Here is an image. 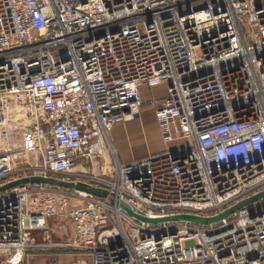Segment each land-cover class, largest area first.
I'll list each match as a JSON object with an SVG mask.
<instances>
[{"label": "built area", "instance_id": "2783aa9c", "mask_svg": "<svg viewBox=\"0 0 264 264\" xmlns=\"http://www.w3.org/2000/svg\"><path fill=\"white\" fill-rule=\"evenodd\" d=\"M153 83L174 144L120 162L110 131ZM83 164L87 177L70 173ZM262 191L264 0H0L4 264L49 217L72 224L64 247L92 264H264V195L208 224L121 206L208 218Z\"/></svg>", "mask_w": 264, "mask_h": 264}, {"label": "crops", "instance_id": "0c3cea01", "mask_svg": "<svg viewBox=\"0 0 264 264\" xmlns=\"http://www.w3.org/2000/svg\"><path fill=\"white\" fill-rule=\"evenodd\" d=\"M164 83H153L141 88L144 103L135 119L115 123L109 139L117 159L128 162L148 154L161 152L172 143L164 141L159 124L154 116L157 102L165 96ZM70 222L49 217L43 228L31 231L34 247L20 264H92L90 257L76 249L64 247L73 235Z\"/></svg>", "mask_w": 264, "mask_h": 264}, {"label": "water", "instance_id": "95a60500", "mask_svg": "<svg viewBox=\"0 0 264 264\" xmlns=\"http://www.w3.org/2000/svg\"><path fill=\"white\" fill-rule=\"evenodd\" d=\"M28 181L31 182V183L61 185V186H65V187H68V188L74 187V188H77V189H84V190H87V191H90V192L93 191L91 188H88V187H86L84 185H81V184L73 185V184H71L69 182H63V181H60V180H57V179H53L51 177L31 176V177L28 178ZM12 184H14V183H10L9 185H12ZM9 185H7V186H9ZM263 195H264V191H262V192H260V193H258L256 195L250 196V197H248L246 199H243L240 202H238V203L234 204L233 206H231L230 208L224 210L222 213H220V214H218L216 216H213V217H208V218L198 217V216L188 215V214H179V215H174V216H168V217H161V218L151 219V218H145V217H143L141 215H138V214L134 213L132 211V209L126 203H122L121 206L127 212H129L130 214L134 215L136 218L142 219V220L147 221V222L156 223V222H163V221H166V220H186V221H189V222H192V223H195V224H208V223L216 222L219 219L228 216L229 214H231L232 212L237 210L239 207L245 205L248 202L254 201V200H256L257 198H259V197H261Z\"/></svg>", "mask_w": 264, "mask_h": 264}, {"label": "rangeland", "instance_id": "374dc122", "mask_svg": "<svg viewBox=\"0 0 264 264\" xmlns=\"http://www.w3.org/2000/svg\"><path fill=\"white\" fill-rule=\"evenodd\" d=\"M174 144V143H173ZM25 158L24 157H22V156H18V158H16V160H24ZM78 162H80V160L78 161ZM89 165V164H88ZM88 165L86 164H83V166L82 167H80V169L78 170V169H73V170H71L70 171V173L71 174H73V175H80V177L81 176H83V177H87L89 174H90V172L91 171H93L92 169H89V167H88ZM93 167H94V171H96L97 172V170L99 169V167H100V165H98L97 163H93ZM13 172H15V171H13ZM15 174V173H14ZM86 179V178H85ZM57 189V188H55V187H51V189ZM62 190H64V189H62ZM72 203L73 204H78V203H80V201L79 200H72ZM3 261H4V257L3 256H1L0 255V264H2L3 263Z\"/></svg>", "mask_w": 264, "mask_h": 264}, {"label": "bare ground", "instance_id": "6f19581e", "mask_svg": "<svg viewBox=\"0 0 264 264\" xmlns=\"http://www.w3.org/2000/svg\"><path fill=\"white\" fill-rule=\"evenodd\" d=\"M19 260H20L19 255L11 256V257H10V261H11L12 263H14V264H17V263L19 262Z\"/></svg>", "mask_w": 264, "mask_h": 264}]
</instances>
